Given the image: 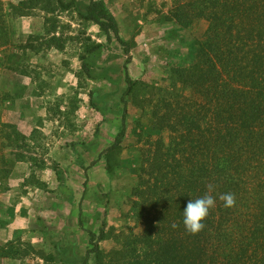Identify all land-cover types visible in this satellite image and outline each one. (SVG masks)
Instances as JSON below:
<instances>
[{
	"label": "trees",
	"instance_id": "16d2710c",
	"mask_svg": "<svg viewBox=\"0 0 264 264\" xmlns=\"http://www.w3.org/2000/svg\"><path fill=\"white\" fill-rule=\"evenodd\" d=\"M39 1L0 0V67L14 60L18 64L27 49L39 51L31 38L20 46L22 52L19 46L13 52L4 50L10 40H16L10 17L29 16ZM55 8L76 12L97 25L106 39L102 43L87 38L79 53L85 78L113 86L108 91L92 89L90 106L102 116L107 109L120 115L114 139L99 158L107 166L121 151L129 100L142 111L135 132L138 142L150 141V148L144 143L129 156L137 177L131 191L132 212L140 230L124 238L119 252L122 264H264V0H174L165 21L172 24L168 33L177 46L168 62L166 86L157 88L130 76L131 46L121 37L116 16L105 0H47L42 10L54 13ZM202 20L206 23L203 34L184 38L185 30ZM50 31L36 35L37 40L62 49ZM113 42L126 56L124 64L107 63L114 55L103 58ZM148 87L155 89L157 97L138 101L137 92L145 93ZM0 124L1 135L9 143L3 142L2 148L18 146L24 136L15 126ZM5 159L11 163L10 157ZM98 161L83 166L82 199L92 184L90 170ZM107 170L111 173L109 165ZM209 183L214 185L215 207L204 219V228L190 234L183 225L184 207L189 199L203 196ZM224 193L235 195L234 206H224L219 199ZM107 196L94 191L91 198L105 203ZM84 213L81 205L77 221L87 234L88 247L78 264H110L100 246L107 239L106 220L96 230L99 212L93 217ZM10 252H14L11 247H0L1 255ZM43 259L44 264H77L60 249L44 254Z\"/></svg>",
	"mask_w": 264,
	"mask_h": 264
},
{
	"label": "rangeland",
	"instance_id": "374dc122",
	"mask_svg": "<svg viewBox=\"0 0 264 264\" xmlns=\"http://www.w3.org/2000/svg\"><path fill=\"white\" fill-rule=\"evenodd\" d=\"M105 1L116 16L121 37L131 46L127 63L130 76L156 88L166 86L168 62L177 45L169 36L172 24L165 17L174 0ZM46 4L47 0H40L29 16L10 17L16 40L4 48L9 53L19 46L22 52L20 46L31 38L39 51L27 49L18 64L14 60L8 67H0V122L15 126L24 136L18 146L2 148L3 142L9 143L0 132V156L1 151L4 156L0 157V247L14 250L9 255L0 253V264H44L43 255L57 249L80 263L88 247L87 234L77 221L81 205L90 217L99 212L94 220L96 230L101 220H106L107 239L100 243L105 261L122 264L119 252L124 238H130V231L140 230L132 212L131 191L137 177L129 156L135 153L133 148L144 143L146 149L151 147L150 141L138 142L135 135L142 111L129 100L122 149L107 161L108 172L99 153L113 141L120 115L107 109L102 116L90 106L89 92L95 87L108 91L113 86L85 78L79 60L87 38L102 43L106 39L97 25L76 12L55 8L54 13H46L42 10ZM4 9L10 8L5 4ZM205 27V21L196 22L185 30L184 38L200 37ZM47 30L59 38L62 49L41 44L42 38L37 40L36 35ZM113 55L117 57L107 63L124 64L126 56L116 42L107 45L103 58ZM154 92L148 87L145 93L137 92V99L157 97ZM3 97L7 98L5 103ZM111 103L109 100L108 105ZM94 160L99 161L90 170L92 184L82 199L83 166ZM94 191L108 193L106 202H95L91 198Z\"/></svg>",
	"mask_w": 264,
	"mask_h": 264
},
{
	"label": "clouds",
	"instance_id": "9594fccd",
	"mask_svg": "<svg viewBox=\"0 0 264 264\" xmlns=\"http://www.w3.org/2000/svg\"><path fill=\"white\" fill-rule=\"evenodd\" d=\"M208 191L201 197L189 199L183 210V225L185 230L190 234H197L204 228V219L209 215L212 208L215 207V198L211 194L214 185H207ZM224 202L225 207H232L235 204V195L233 193H224L219 197ZM178 225L174 222L173 228Z\"/></svg>",
	"mask_w": 264,
	"mask_h": 264
}]
</instances>
